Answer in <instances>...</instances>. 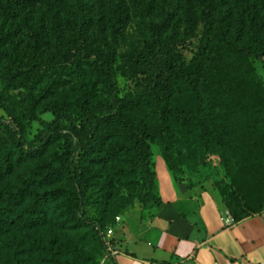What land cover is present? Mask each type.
<instances>
[{
    "label": "rangeland",
    "instance_id": "rangeland-1",
    "mask_svg": "<svg viewBox=\"0 0 264 264\" xmlns=\"http://www.w3.org/2000/svg\"><path fill=\"white\" fill-rule=\"evenodd\" d=\"M223 1L228 2L223 7L235 18L232 0ZM32 4L18 18H0V100L11 110L8 114L0 107V264H54L52 253L56 252L61 253V258H69L70 264H111L113 257L101 245L95 228L114 226L116 217L121 218L123 225L137 219L139 213L144 218L145 211L155 205V179L150 182L136 170L138 164L127 158L109 161L101 154L95 168L101 178H97L84 200L87 228L77 232L66 229L62 233L53 225L28 228L26 207L33 193L69 189L66 181L45 184L44 176L60 167L65 147L61 134L70 135L68 129L60 134L55 116L47 110L48 104L59 101L73 109L81 93L93 87L95 99L109 105L123 98L143 105L144 87L126 67V54L142 47L153 27L172 16L178 28L174 34H167L171 36L169 49L190 62L200 47L202 25L192 36L186 33L184 0H70L58 9L70 52L62 61L42 68L30 81L6 86L12 61L26 63L30 59L33 30L43 29L46 39L54 43L48 29L57 12L53 0L49 6ZM90 49L114 52L117 62L111 75L97 77L88 68L76 66L78 59L91 61ZM49 74L65 84L46 96ZM212 91L217 111L227 118L229 129L237 132L236 146L228 149L219 139L204 159L182 164L183 173L176 181L186 188L215 192L217 197L216 186L227 185L231 192L236 191L237 206L250 215H259L264 211V57L253 59L220 49ZM40 96V104L32 108L31 102ZM62 123L68 126L67 121ZM48 134L51 141L40 146ZM113 139L120 137L115 135ZM15 141L25 145L24 153L9 150ZM4 151L9 153V173L3 164ZM152 153L155 169L163 158L155 144ZM59 234L66 239L58 248L53 240Z\"/></svg>",
    "mask_w": 264,
    "mask_h": 264
},
{
    "label": "trees",
    "instance_id": "trees-1",
    "mask_svg": "<svg viewBox=\"0 0 264 264\" xmlns=\"http://www.w3.org/2000/svg\"><path fill=\"white\" fill-rule=\"evenodd\" d=\"M69 1L53 0L57 12L54 23L51 22L48 29L52 31L54 43L50 44L46 39L43 29L33 30L30 59L26 63L17 59L12 61L13 65L7 71L6 86L12 82L30 81L42 68L62 61L70 52L61 23V11L58 12L59 7ZM35 2L43 6L52 4V0H0V18H18ZM226 3L223 0H184L186 33L192 36L200 24L203 29L199 50L190 62L169 49L171 36L167 34H174L178 28L172 22V16L165 17L153 27L142 47L133 48L126 54V67L144 87L143 105L126 98L109 105L95 99L93 87L81 93L73 109L63 102H49L47 110L55 116L60 134L68 129L70 135L61 134L65 137V147L60 167L44 176L45 184L66 181L69 189L33 193L26 207L28 228L43 229L53 225L59 233L66 229L77 232L87 228L84 200L97 178H101L95 169L101 154L104 160L109 161L127 158L138 164L136 170L146 175L150 182L155 179L157 194L153 207H158L162 202L158 194L156 170L152 169V145H157L176 183V177L183 173L182 164L204 159L219 139L225 142L228 149H234L237 132L229 129L227 118L217 111L212 91L213 73L220 49L253 59L264 57V0H232L235 18L229 9L223 7ZM88 56L91 61L81 58L76 66L88 68L97 77L102 74L109 76L115 71L117 61L114 52L90 49ZM48 79L46 96L53 88L65 84L61 79H53L52 74L48 75ZM42 98L33 99L32 108L40 104ZM0 107L11 114L2 100ZM63 121H67L68 126H64ZM115 135L120 139L114 140ZM51 137L50 134L45 135L40 146L51 141ZM74 139L77 140L75 146ZM24 146L15 141L9 150L24 153ZM8 154L3 152V164L9 173ZM225 162L228 167L226 159ZM228 188L227 185L216 186L220 202L234 221L257 215H250L246 209L237 206L236 191L231 192ZM105 229L102 226L95 228L104 248L101 231ZM65 239V235L59 234L53 241L59 248L64 245ZM60 254L52 253L54 264L71 263L69 258H61Z\"/></svg>",
    "mask_w": 264,
    "mask_h": 264
},
{
    "label": "crops",
    "instance_id": "crops-1",
    "mask_svg": "<svg viewBox=\"0 0 264 264\" xmlns=\"http://www.w3.org/2000/svg\"><path fill=\"white\" fill-rule=\"evenodd\" d=\"M155 170L162 204L115 231L111 264H264V211L227 225L215 192L179 185L164 160Z\"/></svg>",
    "mask_w": 264,
    "mask_h": 264
},
{
    "label": "built area",
    "instance_id": "built-area-1",
    "mask_svg": "<svg viewBox=\"0 0 264 264\" xmlns=\"http://www.w3.org/2000/svg\"><path fill=\"white\" fill-rule=\"evenodd\" d=\"M233 222V218L230 213H226L225 223L230 225ZM122 221L120 217H116L115 225L111 227H107L105 230L101 231L102 240L104 242L107 253L112 257L118 253V249H116V238L115 231L121 226Z\"/></svg>",
    "mask_w": 264,
    "mask_h": 264
}]
</instances>
